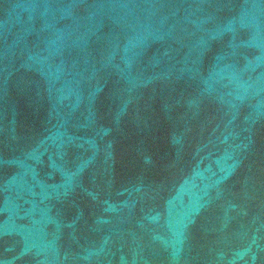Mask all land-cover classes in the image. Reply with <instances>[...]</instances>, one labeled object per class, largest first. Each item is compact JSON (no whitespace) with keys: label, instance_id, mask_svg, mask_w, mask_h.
Listing matches in <instances>:
<instances>
[{"label":"water","instance_id":"water-1","mask_svg":"<svg viewBox=\"0 0 264 264\" xmlns=\"http://www.w3.org/2000/svg\"><path fill=\"white\" fill-rule=\"evenodd\" d=\"M0 264H264V0H0Z\"/></svg>","mask_w":264,"mask_h":264}]
</instances>
